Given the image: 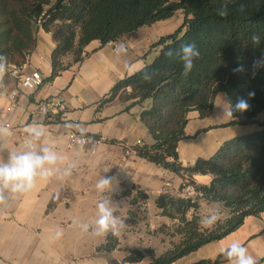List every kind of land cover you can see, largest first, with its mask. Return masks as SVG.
<instances>
[{"label":"trees","instance_id":"obj_1","mask_svg":"<svg viewBox=\"0 0 264 264\" xmlns=\"http://www.w3.org/2000/svg\"><path fill=\"white\" fill-rule=\"evenodd\" d=\"M225 3L228 15L220 16L218 9ZM178 12L184 16L182 26L153 45L158 56L144 68L159 70V74L148 83L138 72L119 82L109 98L129 88L128 100L151 102L142 112L141 122L153 143L138 145L134 151L183 181L180 195L164 193L156 200L160 215L174 223L164 227L166 235L177 241L158 257L152 250L133 251L127 262L148 256L150 264H175L237 231L246 218L264 214V123L256 121L264 112V67L253 69V61L264 56V0H0V54L7 57V69L25 64L26 55L36 47L38 32L43 30L55 44L48 81L81 63L92 42L102 46L122 42L125 36L169 20ZM253 35L260 36L259 42H253ZM185 43H195L200 51L187 77L182 75V63L166 55ZM237 67L244 71L234 73ZM249 91L255 92L249 100L250 109L234 111L227 126L258 124L259 129L224 142L210 158H199L184 167L179 144L189 139L185 133L189 114L197 112L199 118H208L220 94L234 106L239 98L247 99ZM196 176H209L210 183L199 184ZM188 187L195 191L193 198L181 196ZM125 196L132 205L149 200L141 190ZM202 203L218 204L224 210L225 216L212 228L199 223ZM136 215L129 211V222ZM115 242L109 235L103 249L111 250ZM220 261L221 257L197 264Z\"/></svg>","mask_w":264,"mask_h":264},{"label":"crops","instance_id":"obj_2","mask_svg":"<svg viewBox=\"0 0 264 264\" xmlns=\"http://www.w3.org/2000/svg\"><path fill=\"white\" fill-rule=\"evenodd\" d=\"M163 23L157 22L125 36L122 42L126 44L127 50L118 55L111 47L92 42L86 48L84 60L70 66L53 81L48 79L52 73L51 57L55 44L50 33L40 30L36 47L23 74L28 76L39 71L45 82L33 93H21L16 110H12L7 96L19 89V83L8 69L0 81V123L10 126L14 133L8 148H21L24 126L37 122L45 126L49 139L56 143L66 161L61 165V173L48 180L38 179L33 190L0 205V264H150L148 256L139 262H127L126 259L133 251L146 250H152L158 257L171 248V243L177 241L166 235L168 230L164 227H172L174 223L160 215L156 200L164 193L180 195L179 188L183 181L141 159L134 151L138 145L153 143L148 129L141 122V114L151 107V102L136 104L128 100L131 93L129 88L109 99L119 82L134 75L127 73V64L139 63L145 68L158 56L153 45L161 37L169 35ZM59 94L66 98L68 104L69 115L65 121L56 116L48 119L38 112L41 103ZM219 99L224 102L220 94L208 118H199L197 112L189 114L185 130L189 139L179 144V157L184 167L192 166L199 157L207 159L216 153L213 148L209 152L210 156H192L190 153L183 158L186 146L191 141L212 134L220 136L222 130L230 127L227 125L231 117L224 112L227 107H223L221 113L218 110ZM80 128L85 130L83 135L106 139L95 155L81 148L67 150L68 133L82 135ZM247 133L241 131V135ZM69 164L71 174L63 176V168ZM105 168H109L107 173L103 170ZM101 176L114 177L113 192L99 193L95 189ZM194 178L204 185L211 180L209 176ZM136 190L148 195L146 204L137 202L132 205L125 196L128 193L135 195ZM102 199H112L114 215L124 222L118 235L109 233L97 236L93 227L88 231L80 227L82 224L94 225L96 205ZM129 211L137 214L131 222ZM211 211H218L220 219L225 216L220 205L201 204L202 217ZM109 235L116 242L111 250H106L103 246ZM232 240L240 241L257 264H264V214L246 218L237 231L202 247L175 264L214 262L219 257V264H229L220 249Z\"/></svg>","mask_w":264,"mask_h":264},{"label":"clouds","instance_id":"obj_3","mask_svg":"<svg viewBox=\"0 0 264 264\" xmlns=\"http://www.w3.org/2000/svg\"><path fill=\"white\" fill-rule=\"evenodd\" d=\"M243 10V8H241ZM218 15H228V5L225 3L218 9ZM253 42H259L260 36L253 35ZM166 55L182 63V75L187 77L194 68V61L200 57V51L195 43L181 44L178 49L169 50ZM264 67V56L253 61V69ZM126 70L129 75L142 72V80L151 83L159 70L146 71L139 63L127 64ZM7 57L0 54V81L7 73ZM242 67L233 69L234 73L243 72ZM255 71H253V76ZM255 96L254 91L247 93V99L241 97L235 105L228 104L224 112L232 117L234 111L245 112L251 107L249 100ZM83 136L84 129L80 128ZM23 146L19 149H9L8 142L14 133L10 126L0 123V205L6 204L10 198L25 194L36 187L37 180H48L61 173V165L65 164L66 157L59 151L54 141L49 139L45 126L41 123H28L23 128ZM86 141L81 138L79 143L83 145ZM105 173L109 168L103 169ZM71 174V165L63 168L62 175ZM114 177L101 176L96 182L95 189L99 193L113 192ZM97 216L94 225L82 224L80 227L88 231L93 227L94 234L104 236L109 233L118 235L123 227V221L114 215L112 199H102L97 205ZM220 219L218 211H211L201 217L199 223L204 228H212ZM60 234L59 232L57 233ZM221 253L228 259L229 264H257L256 259L249 254L248 249L238 240H232L220 249Z\"/></svg>","mask_w":264,"mask_h":264},{"label":"built area","instance_id":"obj_4","mask_svg":"<svg viewBox=\"0 0 264 264\" xmlns=\"http://www.w3.org/2000/svg\"><path fill=\"white\" fill-rule=\"evenodd\" d=\"M42 21L38 22L39 27H41ZM107 46L111 47L115 54H121L127 50L126 44L123 42H110ZM32 54L26 55L25 64L19 67L11 66L9 71L13 77L18 80L19 89L11 92L7 97L11 103L12 110L17 109V100L21 93H33L40 89L44 85V78L39 71H35L30 75L23 74L24 69L31 59ZM38 112L48 119H52L54 116L60 117L63 121L67 120L69 115L68 104L66 98L59 94L52 96L45 100L38 107ZM83 138L86 142L81 145L79 140ZM106 143V139L103 137H94L87 135H80L74 132H70L67 135L66 148L72 151L76 148H81L86 150L90 155H95L98 148ZM182 196L185 198H193L195 196V191L192 187L186 188L182 192Z\"/></svg>","mask_w":264,"mask_h":264},{"label":"rangeland","instance_id":"obj_5","mask_svg":"<svg viewBox=\"0 0 264 264\" xmlns=\"http://www.w3.org/2000/svg\"><path fill=\"white\" fill-rule=\"evenodd\" d=\"M165 21H168V22H165ZM165 21L164 23L166 24L163 23V28L164 29L166 28L167 34H172L182 26L184 22V16L182 13L179 12L177 13L175 17L169 20H165ZM221 97L224 99V102H222L221 99H219L217 102L218 110L220 113L223 111V107L228 108V101H227L226 95L221 94ZM256 121L258 123H264V112L258 115ZM258 129H259L258 124L248 126V127H231V126L227 127L225 130H222V133L220 134V136L212 134L204 138H201L197 141L196 140L191 141L189 146H186L187 147L185 150L186 153L184 152L182 157L185 158V156L187 154L189 155L190 153H192V156L193 155L195 156L196 154H202L198 156H210L209 152L213 150V148L215 149V151H217L224 142L231 140L233 138L239 137V136H243L241 135V131L243 130L248 131L247 134H250L252 132L257 131ZM206 148H208V150H205Z\"/></svg>","mask_w":264,"mask_h":264}]
</instances>
